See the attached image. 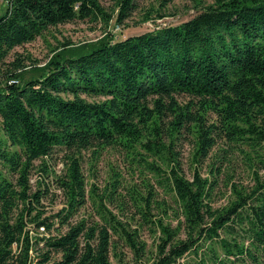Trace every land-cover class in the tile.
I'll return each mask as SVG.
<instances>
[{"label": "trees", "instance_id": "16d2710c", "mask_svg": "<svg viewBox=\"0 0 264 264\" xmlns=\"http://www.w3.org/2000/svg\"><path fill=\"white\" fill-rule=\"evenodd\" d=\"M6 1L0 14V264H148L144 225L159 239L150 264H184L188 253L198 264L248 258L260 264L261 255L264 263V174L256 172L250 190L231 184L235 197L228 204H212L230 147L248 145L246 153L264 168V0H213L178 24L121 39L111 30L96 40L67 39L43 66L28 64L31 56L20 52L7 59L50 27L87 19L121 24L137 0H116V12L101 0ZM152 16L148 9L144 19ZM188 137L194 164L212 159V176L197 167L192 178L183 173L176 145ZM108 147L144 161L177 207L154 199L149 189L147 196L133 192L130 210L127 203L122 213L110 208L106 201L119 180L98 192L94 184L88 188L82 167L84 151L96 156ZM59 154L63 170L52 181L64 203L47 214L42 201L50 193V162ZM34 169L40 172L35 188ZM89 198L95 212L76 217ZM170 209L176 226L164 220Z\"/></svg>", "mask_w": 264, "mask_h": 264}, {"label": "rangeland", "instance_id": "374dc122", "mask_svg": "<svg viewBox=\"0 0 264 264\" xmlns=\"http://www.w3.org/2000/svg\"><path fill=\"white\" fill-rule=\"evenodd\" d=\"M162 0H137L136 6L129 17H127L123 23L116 25L114 20L106 26L104 22L98 20H77L65 24H60L55 27H50L44 34L38 36L34 41L26 43L23 46H17L9 55L8 61L13 59L15 53L20 52L24 55H30L32 60L28 59V64L32 61H36L38 66H43L50 56L53 54V49L57 47L60 42L70 39L76 43L89 40H96L103 36L110 30L116 34L117 39L125 38L129 35L139 34L145 31L153 30L165 25L178 24L190 17L194 16L199 11L203 10L207 6L213 4V0H172L165 5H161ZM103 6L107 11L116 12V0H101ZM6 0H0V14L5 11ZM153 9L152 18L144 19L146 11ZM158 12L164 13L163 17H159ZM31 74V73H29ZM220 146L227 147L226 143L221 142ZM228 161L224 162V172L219 174L216 179L215 189L212 194V204L214 207L224 206L228 204L235 196L232 190L231 184L237 185L240 188L250 190L256 185V172L260 175L264 174L263 165L257 161V159H251L246 151H251L248 145H240L230 147ZM176 150L180 153L181 165L183 173L186 177L192 178L194 168L197 167L201 171L203 176H212L210 171V163L212 159L200 164H194L193 162V150L194 145L191 137L183 139L176 145ZM148 160L155 161L154 157H148ZM158 161V159L156 160ZM37 161L36 164H39ZM51 172L48 180L50 181V193L43 198V204L47 210V214L55 212L58 208L63 206V194L58 189L55 183L52 181L55 174H61L63 170V162L61 161V155H57L50 162ZM82 167L86 179L88 181V188H92V185L97 186L98 192H104L105 188L114 179H118L117 191L113 194L112 201H106V204L117 213H122L127 203V208L133 203L131 195L135 190H138L144 196L149 194V189L153 192L154 199L168 200L169 204L175 205L173 198L165 190L160 176L155 173L153 169L146 165L142 160L134 159L130 156L125 149L120 148H105L101 152L94 156L92 150L83 152ZM40 176L39 170L33 171L32 184L35 188L37 179ZM125 205V206H124ZM153 205V204H152ZM95 204L92 198H89L87 204L80 209V214L94 213ZM152 208L153 213L158 216L161 215V210L156 208L155 205ZM130 210V208H128ZM179 212V211H178ZM170 214L164 216L166 222H170L172 226L178 224L175 211L170 209ZM177 214V213H176ZM124 218V215H121ZM132 225L134 221H132ZM240 230V237L245 238L244 232ZM224 235V234H223ZM141 237L147 241L148 244V264L153 261V255L156 251L158 242V233L150 229L148 225H144L141 230ZM246 243L249 244L246 239ZM120 250L126 252V256L130 257L131 253L123 243L120 242ZM221 251V250H220ZM260 256V252L258 253ZM61 254L56 258L60 259ZM263 255L260 256V264L263 263ZM198 258L195 254H186L181 258L180 262L184 264H198ZM113 264H117L113 259ZM245 264H255L249 258L246 259Z\"/></svg>", "mask_w": 264, "mask_h": 264}]
</instances>
